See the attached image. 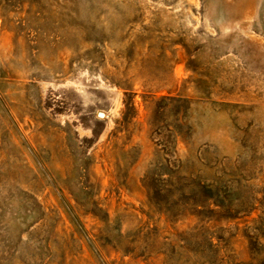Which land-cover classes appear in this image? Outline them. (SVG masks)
<instances>
[{"label": "rangeland", "instance_id": "1", "mask_svg": "<svg viewBox=\"0 0 264 264\" xmlns=\"http://www.w3.org/2000/svg\"><path fill=\"white\" fill-rule=\"evenodd\" d=\"M0 264H264V0H0Z\"/></svg>", "mask_w": 264, "mask_h": 264}, {"label": "water", "instance_id": "2", "mask_svg": "<svg viewBox=\"0 0 264 264\" xmlns=\"http://www.w3.org/2000/svg\"><path fill=\"white\" fill-rule=\"evenodd\" d=\"M100 116H103V114H100Z\"/></svg>", "mask_w": 264, "mask_h": 264}]
</instances>
